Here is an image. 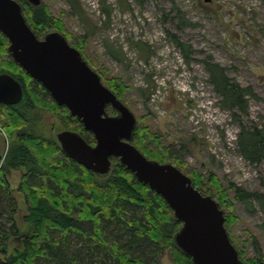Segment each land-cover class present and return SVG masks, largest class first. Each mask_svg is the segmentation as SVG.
<instances>
[{"label":"rangeland","instance_id":"1","mask_svg":"<svg viewBox=\"0 0 264 264\" xmlns=\"http://www.w3.org/2000/svg\"><path fill=\"white\" fill-rule=\"evenodd\" d=\"M41 1L62 20L68 43L80 44L83 58L103 84L123 86L120 100L155 135L156 142L149 143L152 149H169L180 158L181 172L192 179L202 176L197 190L203 195L219 204L222 195L226 198L230 205L220 208L235 248L253 257L250 237H255L264 254L263 213L256 203L253 211L235 200L237 187L264 193V162L246 161L236 145L243 128L264 129V0H78L81 15L73 12L69 0ZM176 40L186 46L187 58ZM206 61L224 68L240 86L252 88L256 97H248L245 113L236 111L234 118L222 106L209 82ZM36 113L45 137L66 130L64 112ZM108 114L113 115L112 109ZM13 137L0 125L3 157ZM162 164L176 166L172 160ZM25 173L13 170L8 175L22 230L27 205L19 187ZM159 260L174 264L169 252Z\"/></svg>","mask_w":264,"mask_h":264},{"label":"trees","instance_id":"2","mask_svg":"<svg viewBox=\"0 0 264 264\" xmlns=\"http://www.w3.org/2000/svg\"><path fill=\"white\" fill-rule=\"evenodd\" d=\"M16 1L39 39L49 29L65 34L62 20L53 17L43 3L33 6L27 0ZM69 1L73 12L81 15L78 0ZM105 13L110 15L109 11ZM176 44L187 58L186 46L178 40ZM72 46L80 49L79 43ZM8 47L9 40L0 32V75L7 73L18 80L24 96L18 105H0V125L9 138L14 136L6 156L0 155V264H161L159 257L165 252L170 253L174 264H192L174 243L182 224L173 211L118 159H113L108 176L98 177L68 158L55 135H42L37 109L57 116L64 112L65 129L95 143L93 134L84 129L81 121L65 107H59L42 85L15 63ZM205 66L222 106L233 112L234 118L236 111L245 113L248 97H256L252 88L240 86L216 63L206 61ZM108 88L119 99L123 97L125 89L120 83L109 84ZM67 119L76 125L69 126ZM154 138L137 122L133 144L147 158L160 163L172 160L181 169L180 158L172 156L169 149H152L149 143L156 142ZM236 145L246 161L256 165L264 162V129L243 128ZM13 170H26L19 187L27 205L23 230L17 224L16 200L8 180ZM201 179L202 176L194 175L196 189H201ZM235 191V200L253 211H257L256 203L264 215V193L247 192L240 187ZM219 193L223 194L220 189ZM220 200L221 208L226 202L229 204L223 195ZM225 228L228 230L227 223ZM250 241L254 256L246 257L244 251L237 250L240 259L244 264H264L258 239L250 237ZM231 242L235 246L232 239Z\"/></svg>","mask_w":264,"mask_h":264},{"label":"water","instance_id":"3","mask_svg":"<svg viewBox=\"0 0 264 264\" xmlns=\"http://www.w3.org/2000/svg\"><path fill=\"white\" fill-rule=\"evenodd\" d=\"M27 1L33 6L42 3ZM0 32L9 40L8 51L15 63L93 134L94 145L76 131L58 132L56 139L68 158L98 177L108 176L113 159H118L173 211L182 224L174 243L192 264H244L225 228L220 204L198 191L192 179L176 166L147 158L133 144L135 115L63 34L52 31L39 39L16 0H0ZM23 96L18 80L7 73L0 75V105H18ZM109 107L114 115L108 114Z\"/></svg>","mask_w":264,"mask_h":264},{"label":"flooded vegetation","instance_id":"4","mask_svg":"<svg viewBox=\"0 0 264 264\" xmlns=\"http://www.w3.org/2000/svg\"><path fill=\"white\" fill-rule=\"evenodd\" d=\"M43 87V86H42ZM52 98V97H51ZM6 107H9V106H6ZM58 133V132H57Z\"/></svg>","mask_w":264,"mask_h":264}]
</instances>
